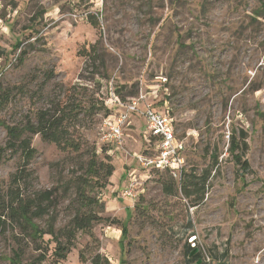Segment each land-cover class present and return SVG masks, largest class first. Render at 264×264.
<instances>
[{
	"label": "rangeland",
	"instance_id": "obj_1",
	"mask_svg": "<svg viewBox=\"0 0 264 264\" xmlns=\"http://www.w3.org/2000/svg\"><path fill=\"white\" fill-rule=\"evenodd\" d=\"M262 1L0 0V93L13 90L0 120L21 124L36 108L49 106L78 85L83 107L90 109L75 134L101 158L107 147L100 128L109 116L104 117L102 104L109 108L112 93L168 107L178 136L186 138V174L210 170L212 154L219 155L204 199L193 207L181 193V180L140 170L136 157L144 151L148 132L142 118L132 120L125 127L123 150L109 154L115 172L108 186L91 194L105 206L104 212L98 206L94 211L120 220L121 226L95 225L94 240L78 232L63 264H81L80 253L90 261L96 251L112 264H187L188 245L202 253L205 264H264ZM89 14L98 17L99 28L89 23ZM91 46L97 47L96 63L78 56ZM49 72L54 79L45 84ZM232 129L248 135L250 172L242 179L228 151ZM6 137L0 126V146ZM32 146L38 152L30 166L37 191L82 176L73 160L67 161L72 155L41 136L33 137ZM20 163L16 157L0 164V194L8 190ZM133 177L138 198L131 206L122 191ZM173 181L170 195L165 188ZM195 192L194 198H200V187ZM62 208L58 227L70 216ZM38 223L45 227L44 221ZM122 226L127 236H122ZM14 249L10 236L0 237V256L11 257ZM35 249L29 246L31 257L39 253ZM52 260L50 256L43 264Z\"/></svg>",
	"mask_w": 264,
	"mask_h": 264
},
{
	"label": "trees",
	"instance_id": "obj_2",
	"mask_svg": "<svg viewBox=\"0 0 264 264\" xmlns=\"http://www.w3.org/2000/svg\"><path fill=\"white\" fill-rule=\"evenodd\" d=\"M261 11H264L263 1ZM88 20L94 28L100 27L97 16L89 14ZM78 56L93 60L95 63L99 60L95 46L89 49L83 47ZM101 66L103 67L102 63ZM99 76L106 78L104 74ZM53 79L54 73L49 72L45 84ZM77 89L81 90L82 86L74 85L62 98H57L49 106L36 108L33 115L26 116L21 124L9 125L0 120V126L5 129L7 136L5 144L0 146V164L16 157L21 161L10 177L8 190L5 194H0V237L10 236L16 245L13 255L0 256V261L9 264H43L51 256L52 264H63L68 253L75 246L78 232H83L94 240L95 225L105 223L108 226H121L120 220L103 217L94 211L97 206L101 212L105 211V206L99 202L98 197L91 194L95 189L102 190L108 186L109 179L115 172V166L106 148L101 149V158L94 146L91 147L82 135L75 134L76 127L81 125L82 115L90 109L83 107L79 98L82 94ZM12 95L13 90L1 91L0 110L9 104ZM102 105L105 109L104 117L110 115L111 110ZM91 106L96 108V104ZM36 135L41 136L44 142L54 144L59 151L72 155L73 158H67V161L73 160V165L83 171L82 176L75 174L70 181L59 182L57 187L37 191L35 189L37 177L30 168L38 154L32 146L33 137ZM229 138L228 151L238 169L237 176L242 179L250 172V163L245 158L248 150V135L244 130L232 129ZM211 157L210 170H205L201 175H197L194 170L190 174H186L185 171L181 178V193L190 200L193 207L199 205L204 199L212 170L219 164L217 153L212 154ZM163 173L169 175L167 172ZM172 183V187L165 188L166 193L170 195L175 191V182ZM199 187L201 196L196 199L195 191ZM65 202L66 205H64ZM59 207L70 212L68 221L60 227H58ZM39 221H44V228L40 226ZM121 231L122 236H127L128 230L125 226H122ZM30 245L39 252L37 256L29 255ZM225 255L228 257V251ZM186 256L187 264L206 263L202 253L197 252L192 245L187 246ZM79 259L81 264H87L89 261L83 253L79 254ZM89 262L90 264H112L110 259L100 251H96Z\"/></svg>",
	"mask_w": 264,
	"mask_h": 264
},
{
	"label": "built area",
	"instance_id": "obj_3",
	"mask_svg": "<svg viewBox=\"0 0 264 264\" xmlns=\"http://www.w3.org/2000/svg\"><path fill=\"white\" fill-rule=\"evenodd\" d=\"M144 99L142 97L123 101L112 93L107 105L115 113H111L102 121L101 142L107 147L108 154L120 152L124 147L125 127L130 125L133 119L142 118L148 136L144 137L146 144L143 153L136 157L140 170L167 172L174 179L181 180L187 169L186 138L178 136L175 117L168 107H157L146 103ZM136 178L133 177L122 191V197L127 199L131 206L138 198Z\"/></svg>",
	"mask_w": 264,
	"mask_h": 264
},
{
	"label": "crops",
	"instance_id": "obj_4",
	"mask_svg": "<svg viewBox=\"0 0 264 264\" xmlns=\"http://www.w3.org/2000/svg\"><path fill=\"white\" fill-rule=\"evenodd\" d=\"M136 119V118H135ZM135 119H133V120H135Z\"/></svg>",
	"mask_w": 264,
	"mask_h": 264
}]
</instances>
